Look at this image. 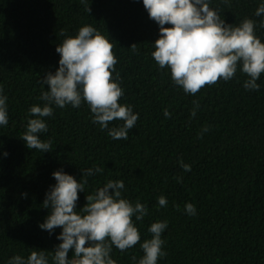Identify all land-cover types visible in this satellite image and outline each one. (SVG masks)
I'll list each match as a JSON object with an SVG mask.
<instances>
[{"label":"trees","instance_id":"trees-1","mask_svg":"<svg viewBox=\"0 0 264 264\" xmlns=\"http://www.w3.org/2000/svg\"><path fill=\"white\" fill-rule=\"evenodd\" d=\"M259 3L210 0L209 6L228 24L252 19L264 40V17L254 15ZM85 24L111 40L113 75L124 93L118 103L132 105L138 119L127 140L112 139L92 121L86 103L53 105L40 134L51 150L28 149L21 135L30 106L45 103L41 82L58 67L55 48ZM158 36L142 0H0V87L8 105V123L0 126V264L32 250H44L51 264L61 228L50 235L38 224L50 211L42 201L55 184L52 172L63 169L79 180L92 166L102 171L78 190L76 211L109 179L122 180V196L148 209L141 221L133 217L140 241L123 252L113 246L116 264H137L140 243L151 238L147 229L157 220L167 221L161 233L166 254L157 264H264V73L258 90L243 88L247 76L238 66L232 79L185 93L150 55ZM161 195L164 207L157 203ZM186 202L195 215L184 211Z\"/></svg>","mask_w":264,"mask_h":264},{"label":"clouds","instance_id":"clouds-1","mask_svg":"<svg viewBox=\"0 0 264 264\" xmlns=\"http://www.w3.org/2000/svg\"><path fill=\"white\" fill-rule=\"evenodd\" d=\"M209 3L210 0H142L149 18L159 27L151 57L160 69H169L172 82L185 93L195 94L218 79H232L238 66L247 76L243 88L258 90L257 80L264 73V40L256 34L255 22L244 18L237 25L228 24ZM254 15L264 17V0H260ZM166 24L169 26L165 27ZM259 27L264 28V18ZM131 46L135 50L134 44ZM112 48L109 37L89 24L79 27L74 35L67 36L56 46L58 67L46 73L41 82L47 85L40 96L45 103L43 106L33 104L28 109L32 118L27 120L21 135L28 149L51 150L50 141H43L40 134L47 131L48 125L43 118L52 115L53 105L78 108L82 102L90 109L92 121L101 129H107L109 137L128 139L138 113L133 111L132 105L118 103L124 93L118 73L113 75L117 59ZM6 99L0 87V126L8 123ZM164 115L169 116L167 109ZM114 120L122 123L109 127V122ZM2 155L6 157L7 150ZM178 163L185 172L191 170L190 164L182 160ZM101 171L99 166L89 167L82 171L79 180L63 169L52 172L55 184L42 201L43 207L50 211L38 224L50 235L55 228H61L56 234L59 243L50 253L51 264H116L110 255L113 246L123 252L140 241L133 217L141 221L148 209L139 200L132 202L122 196L125 187L122 180L104 182L86 196L87 203L76 211L78 190L84 191L87 177ZM180 179L177 177L178 181ZM157 203L160 207L166 206V197L159 196ZM184 211L188 215L196 214L191 202L184 204ZM166 228V220L150 224L147 231L151 238L140 243L143 255L137 264H157L158 257L165 256L161 233ZM70 249L71 257L68 256ZM7 264H49V254L44 250H32L26 257L13 255Z\"/></svg>","mask_w":264,"mask_h":264}]
</instances>
